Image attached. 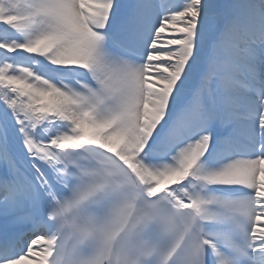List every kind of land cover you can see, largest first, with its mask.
<instances>
[{"label": "snow or ice", "instance_id": "6c2138e0", "mask_svg": "<svg viewBox=\"0 0 264 264\" xmlns=\"http://www.w3.org/2000/svg\"><path fill=\"white\" fill-rule=\"evenodd\" d=\"M0 264H264V0H0Z\"/></svg>", "mask_w": 264, "mask_h": 264}]
</instances>
